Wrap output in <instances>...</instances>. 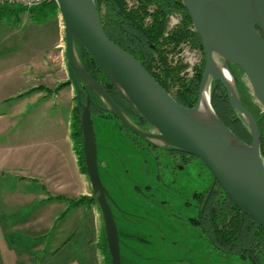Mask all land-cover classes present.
I'll return each instance as SVG.
<instances>
[{
	"label": "water",
	"instance_id": "water-1",
	"mask_svg": "<svg viewBox=\"0 0 264 264\" xmlns=\"http://www.w3.org/2000/svg\"><path fill=\"white\" fill-rule=\"evenodd\" d=\"M65 35L70 80L82 107L81 131L86 174L104 223L111 264H122L120 235L107 200L98 164L91 91L122 124L141 139L160 148H174L200 159L242 215L264 230V160L260 127L244 106L237 88V65L248 79L253 96L264 109V0H182L205 57L198 98L192 107L180 104L131 53L106 34L94 0H55ZM77 41L85 46L118 93L152 127L136 125L106 88L85 68ZM220 83L231 107L245 121L251 143L239 138L211 104V86ZM86 89V101L81 88ZM209 107L203 110V101Z\"/></svg>",
	"mask_w": 264,
	"mask_h": 264
},
{
	"label": "crops",
	"instance_id": "crops-1",
	"mask_svg": "<svg viewBox=\"0 0 264 264\" xmlns=\"http://www.w3.org/2000/svg\"><path fill=\"white\" fill-rule=\"evenodd\" d=\"M14 22L17 39L0 42V264H93L95 206L65 200L93 191L72 139L77 94L60 14L24 9ZM17 114L34 134L16 135Z\"/></svg>",
	"mask_w": 264,
	"mask_h": 264
},
{
	"label": "trees",
	"instance_id": "trees-1",
	"mask_svg": "<svg viewBox=\"0 0 264 264\" xmlns=\"http://www.w3.org/2000/svg\"><path fill=\"white\" fill-rule=\"evenodd\" d=\"M99 12L104 30L108 37L122 47L124 50L135 56L154 78L182 105L192 107L196 104L199 92L200 81L205 69V57L203 46L198 33L194 30L190 15L182 0H136L132 7H128L127 0H94ZM7 6V5H4ZM4 6H1L0 9ZM24 10L22 6H17ZM32 10L40 12L41 18L56 15L59 13L56 1H51ZM171 14H178L181 17L180 23L168 30V18ZM149 19L147 20V18ZM190 42L193 47L202 52V62L194 76L187 79L180 75L184 65H171L169 55L175 53L181 43ZM79 57L88 72L99 81L107 90L112 99L126 112L129 118L139 127L147 129L151 126L137 111L118 93L110 80L103 73L95 59L83 44L77 41ZM238 72L234 70L238 78L237 88L244 106L257 119L261 141L260 150L264 160V109L255 102L249 87L243 80V72L237 66ZM236 69V68H235ZM71 83V80L68 81ZM86 89L81 88V99L86 101ZM211 104L219 118L242 140L251 143V135L245 121L231 107L226 89L220 83H213L211 86ZM77 103L72 116V139L77 155L80 170L86 174L85 159L82 147V131L80 126L82 107L76 96ZM92 119L93 115L114 118L120 121L107 109L99 96L91 91L90 104ZM124 128L134 138H140L122 123ZM221 195L218 197L209 196L203 206L198 202L199 218L205 219L201 224L204 233L214 236L218 244H221L225 251L241 253L247 258V252L255 253V263L261 264V256H264V230L251 217L242 215L238 207L231 201L219 186ZM96 192L91 196H81L76 199H65L68 207L81 204H98ZM103 252L107 255L106 264H111V257L104 231Z\"/></svg>",
	"mask_w": 264,
	"mask_h": 264
},
{
	"label": "rangeland",
	"instance_id": "rangeland-1",
	"mask_svg": "<svg viewBox=\"0 0 264 264\" xmlns=\"http://www.w3.org/2000/svg\"><path fill=\"white\" fill-rule=\"evenodd\" d=\"M126 3L132 7L136 0H127ZM19 11L12 5L0 9V42L17 39L9 30L17 26L14 21ZM64 58L67 69L66 51ZM168 61L171 65L181 64ZM183 70L184 67L181 73ZM67 73L69 75L68 70ZM243 80L252 93L244 74ZM255 102L258 103L256 99ZM16 120L15 133L18 136L27 133V129L34 134L37 129L35 124L31 125L32 119L25 120L24 115L20 117L17 114ZM28 124L31 127L28 128ZM93 125L102 181L123 209V218L117 220L122 264H254L252 258L239 255L225 254L216 259L203 253L206 248L198 241V235L203 232L190 220L197 215L195 193L205 192L212 182L210 171L200 159L192 158L186 163L179 161L181 166L176 167L164 152L152 150L144 142L140 143L143 146L134 148L128 140L130 134L120 128L114 118L94 114ZM103 160L108 162L107 165L103 164ZM7 180L1 183V188ZM93 205L97 219L93 264H106L104 223L98 204ZM92 235L89 234L90 239ZM89 260L90 257H81L80 264H88ZM260 262L264 264V256H261Z\"/></svg>",
	"mask_w": 264,
	"mask_h": 264
},
{
	"label": "flooded vegetation",
	"instance_id": "flooded-vegetation-1",
	"mask_svg": "<svg viewBox=\"0 0 264 264\" xmlns=\"http://www.w3.org/2000/svg\"><path fill=\"white\" fill-rule=\"evenodd\" d=\"M232 68H233V70L238 72L237 67L232 66ZM100 117H102V116H100ZM117 123H118V126L120 127L122 122L120 121V123H119L117 121ZM146 128H147V130H153L152 126H147ZM122 129H124V128H122ZM128 140L130 142H132L134 148H137V149H138L139 146H143V144H140L141 142L146 143V145L149 148H151L152 150L159 149L161 152H164L166 154V156L170 159L172 164L174 166H176V167L181 166L182 162L186 163L188 160H190L192 158H197V157H195L193 155H190L188 153H185L183 151H180V150H177V149H174V148H160V147L154 146V145L148 143L147 141H145V140H143L141 138H134V137L130 136ZM107 163L108 162H105L103 160V164L107 165ZM107 191H108L107 200H108V202H109V204H110V206L112 208V211H113V214L115 216L116 223H117L118 219H122L123 218L122 217V213H121V212H123V209L120 206V203L118 202V200L114 197V195L108 189H107ZM210 195L211 196L214 195L215 197H218L219 195H221V193L219 191L218 183L214 182L213 177H212V182H211L210 187L208 188V190H206L205 192H202V193H199V192L195 193V197H196L197 201L198 202L199 201L202 202L201 206H203L205 204V202L208 200ZM96 196H97V194H96ZM196 208H197V215H201V213H199L200 209L198 208V204L196 205ZM190 220H191V224L192 225H194L195 227H199L200 229H201V224L205 222V219L199 218L200 222L198 223L196 221V217H191ZM118 230H119V228H118ZM119 233H120V231H119ZM119 235H121V234H119ZM120 240H121V236H120ZM198 241L200 243H202V245L206 248L203 251V253L205 255L208 254L209 256L215 257L216 259L222 257L225 254L226 255H239V256H241V253L234 252V249L231 252L225 251L223 249L222 245L217 243V240L214 238V236H211V235L206 234L204 232H203V234L198 235ZM243 252L245 254H247V258H252L254 263L256 262L255 261V256H257V255L254 252L253 253H251L250 251L247 252V250H245V249L243 250Z\"/></svg>",
	"mask_w": 264,
	"mask_h": 264
},
{
	"label": "built area",
	"instance_id": "built-area-1",
	"mask_svg": "<svg viewBox=\"0 0 264 264\" xmlns=\"http://www.w3.org/2000/svg\"><path fill=\"white\" fill-rule=\"evenodd\" d=\"M55 0H0V7L4 5L22 6L25 9H32L39 5ZM181 21L178 14H171L168 18V30L176 27ZM172 63H181L184 66L182 76L189 79L194 76L202 62V52L193 47L190 42H183L175 53L169 55Z\"/></svg>",
	"mask_w": 264,
	"mask_h": 264
},
{
	"label": "bare ground",
	"instance_id": "bare-ground-1",
	"mask_svg": "<svg viewBox=\"0 0 264 264\" xmlns=\"http://www.w3.org/2000/svg\"><path fill=\"white\" fill-rule=\"evenodd\" d=\"M207 107H209L208 99H207V97H205V100L203 101V110H204V108H207Z\"/></svg>",
	"mask_w": 264,
	"mask_h": 264
}]
</instances>
